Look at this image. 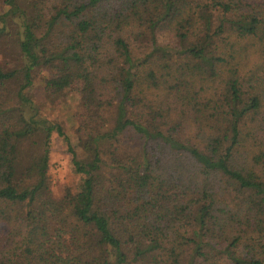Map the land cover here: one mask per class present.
<instances>
[{
	"label": "trees",
	"instance_id": "16d2710c",
	"mask_svg": "<svg viewBox=\"0 0 264 264\" xmlns=\"http://www.w3.org/2000/svg\"><path fill=\"white\" fill-rule=\"evenodd\" d=\"M4 4L0 264H264V0ZM36 72L77 90L81 155ZM54 133L84 176L59 200Z\"/></svg>",
	"mask_w": 264,
	"mask_h": 264
},
{
	"label": "rangeland",
	"instance_id": "374dc122",
	"mask_svg": "<svg viewBox=\"0 0 264 264\" xmlns=\"http://www.w3.org/2000/svg\"><path fill=\"white\" fill-rule=\"evenodd\" d=\"M5 10L4 0H0V14ZM238 42L242 43L243 41ZM242 56L247 66L249 63L251 64L250 66H253V62L257 60L256 53L252 51L251 47H247ZM244 71H247V69ZM44 74V72H36L34 74V82L29 93L40 114L52 122L60 124L70 139V145L81 155L77 130L82 117L83 107L77 95V90L68 88L61 93L49 92L44 84ZM26 161L27 158L21 162V165L25 164ZM48 177L51 197L55 200L63 198L67 191L75 192L78 190L84 177L74 171L67 142L56 133L50 139Z\"/></svg>",
	"mask_w": 264,
	"mask_h": 264
}]
</instances>
